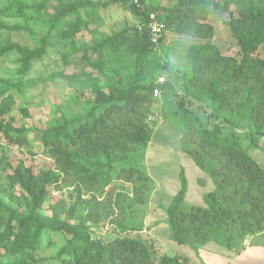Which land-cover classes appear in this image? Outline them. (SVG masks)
Instances as JSON below:
<instances>
[{
	"label": "trees",
	"instance_id": "16d2710c",
	"mask_svg": "<svg viewBox=\"0 0 264 264\" xmlns=\"http://www.w3.org/2000/svg\"><path fill=\"white\" fill-rule=\"evenodd\" d=\"M150 1L10 0L5 11L16 16L33 13L44 32L37 35L26 25H7L0 19V30L24 32L34 42L31 48L10 41L0 46V59L13 54L17 64L16 78L0 81V137L21 148L30 145L28 134L36 132L53 167L33 176L22 165L13 169L5 163L11 172L6 185L17 187L23 202L15 208L0 197V258L36 250L47 230L68 237L57 254L60 264H180L179 258L157 253L155 242L141 234V224H129L143 216L153 191L138 157L153 133L146 120L157 101L155 88L162 97L172 96L160 105V118L180 122L187 156L215 180V190L203 196L205 207L184 210L187 187L180 174L181 187L165 208L169 240L195 251L211 241L232 249L264 231V169L248 154L250 148L264 149V57L257 55L259 50L264 54V0H164L172 5L147 6ZM117 4L138 25L101 38L100 44L77 46L75 35L99 19L100 9ZM217 11L228 15L224 24L236 41L237 57L224 56L210 42L165 43L167 33L211 40L214 29L208 17ZM151 14L163 25L156 43L148 29ZM61 45L68 46V52L63 53ZM51 54H59L64 66L77 55L98 74L82 70L47 76L66 81L76 91H89L84 110L61 116L45 129L15 127L11 118L4 123L15 95L24 97L42 80L31 76L33 64ZM127 68L134 72L128 84L102 89L105 71L119 74ZM157 72L165 77L161 85L154 82ZM21 111L29 116L28 108ZM224 127L231 132L223 133ZM238 129L249 138L245 149ZM133 157L137 164L131 163ZM62 182L73 187L75 199L51 207L53 216L43 218L40 210L48 188L60 189ZM29 259L20 257L11 264L35 263Z\"/></svg>",
	"mask_w": 264,
	"mask_h": 264
},
{
	"label": "rangeland",
	"instance_id": "374dc122",
	"mask_svg": "<svg viewBox=\"0 0 264 264\" xmlns=\"http://www.w3.org/2000/svg\"><path fill=\"white\" fill-rule=\"evenodd\" d=\"M27 2H37V0H25ZM94 2H106L108 0H93ZM10 0H0V19L7 25H26L35 34H43L44 30L41 27L36 15L33 13H26L24 16H16L11 12L5 11L9 5ZM147 6H170L172 3L159 0L150 1L146 3ZM99 19L96 21H90L86 30H81L75 35L77 46H93L100 44L101 38L114 36L117 33L131 27L137 26V19L132 16L123 6L113 5L106 9H100L98 11ZM228 20V15L222 11L211 12L208 17V22L214 29V37L211 40L204 41L199 39H191L186 36L177 35L173 33H167L165 35V43L169 42H184L188 44H204L212 43L224 56L237 57L238 47L236 41L232 37L230 31L224 24ZM6 41L17 43L23 47L31 48L34 45L32 39L24 32H8L0 30V46L5 44ZM61 51L63 53L68 52V46L61 45ZM257 55L261 58L264 57L263 51L259 50ZM73 60L71 64L64 66L60 60L59 54H51L48 58L42 62L35 63L32 66L31 76L41 77L42 80L37 85L28 89L24 97L15 95V104L8 115H4L2 121L8 122L13 119V126L45 129L51 128L55 125L56 120L65 115L81 113L84 110V100L91 98L90 92L87 90L76 91L73 87L68 85L66 81L60 78H54L47 80V76L55 72L63 71L66 75H72L79 73L82 70L90 72L94 76L98 74L92 71L86 62L79 60V57H71ZM15 55L10 54L7 57L0 59V81H9L16 78L17 64L15 63ZM115 76H122L132 78L134 76L133 70L130 68L122 69L119 74H113L111 71H105V76L102 77L100 86L107 92L108 88L119 87L128 84L129 79H124L123 82H119ZM154 78V82H157L159 78H165L163 74L157 72ZM171 95L165 94L163 97L157 98V101L152 106V116H159L160 105L165 99H171ZM28 108L29 116L23 115L21 109ZM160 117V116H159ZM161 119V118H160ZM161 124L151 125L147 122L148 127L153 132L157 125V131H154L150 140V147L146 153L145 159L142 158V153L139 152L138 159L140 160V166L143 167L145 174L149 175L153 181L155 192L151 195L149 207L146 206L143 216L136 221L131 220V225L143 224V220L147 216L148 208H157L155 218H160L162 214H165V208L172 201L174 195L179 191L181 187L180 174L183 173L186 180L187 192L183 201V209L187 210L191 206L205 207L203 196L211 191L215 190V180L209 172L199 169L192 163V160L186 154V148L188 147L181 141L182 127L178 120L168 119ZM236 135L240 138V145L242 148H247L249 144V138L245 137L241 132L235 130ZM222 132L229 134L231 130L228 127L222 128ZM29 146L24 147H12L0 137V185L2 186V192L0 197L4 202L12 204L13 207L22 206V196L19 189L15 186H7L8 180L6 179L8 174H11L10 169L6 166V162L9 163L11 168H17L22 165L31 171L33 176H38L42 171L48 170L53 167V162L50 158L43 153L42 147L39 145V138L36 132L28 134ZM264 143V139L261 140V144ZM143 152V151H142ZM248 154L252 159L264 169V149H248ZM131 163H136L135 158L131 159ZM196 168V169H195ZM66 182H62L60 189L55 187H49V194L46 201L42 204L40 214L43 218H51L53 211L51 207L65 202L66 204L72 203V200L76 197V192L73 187L66 185ZM117 187H121L122 184L113 183ZM123 188H129V186H123ZM107 189V188H106ZM105 189V191H106ZM99 197V194L96 193ZM82 198L87 196L82 194ZM101 199V198H100ZM148 207V208H147ZM162 212V214H161ZM153 217V216H152ZM76 221H72V225H76ZM166 224V223H165ZM87 226L89 223L86 224ZM167 225V224H166ZM108 226H105L104 232ZM166 230V231H165ZM163 236H169L168 226L166 229L160 230ZM224 234H221L223 236ZM224 237V236H223ZM68 237L62 233H54L50 231H43L39 237L36 250L32 252H24L16 255H5L0 258L1 264H11L17 261L20 257L31 262L30 256L34 258V264H60L58 258V252L65 245ZM164 238V237H163ZM172 248H177V245L172 243ZM209 246H215L217 250H223L225 247L223 243L211 241ZM213 244V245H212ZM161 253L171 255L172 250L167 244L163 243ZM187 250L194 252L192 247L185 246ZM196 248V253H197ZM63 258V257H62ZM221 262V259H216L215 264ZM199 264H205L200 259Z\"/></svg>",
	"mask_w": 264,
	"mask_h": 264
},
{
	"label": "crops",
	"instance_id": "0c3cea01",
	"mask_svg": "<svg viewBox=\"0 0 264 264\" xmlns=\"http://www.w3.org/2000/svg\"><path fill=\"white\" fill-rule=\"evenodd\" d=\"M159 124H161V122H159L157 125ZM157 125L155 126L156 128L154 129V131H157ZM149 147L150 142L142 152L143 159H145ZM154 192L155 188L153 186V191L150 194L147 204L148 207L151 202V195H153ZM156 211L157 208L155 209L153 208V206L152 208L147 209V216L143 220V224H141V234L147 235L149 239L155 242L157 253L161 256L179 258L178 261L180 264H199L200 259H202L205 264H215L216 259H221V262H219L218 264H264V231L262 233L244 238L237 247H234L232 249L224 247L223 250H217L215 246H209L210 242L203 246H198L197 253L196 251H189L185 248V246H180L177 244V248L174 249L172 248L169 236H163V238L160 231L162 230V228L166 229L167 227V225L165 224V214L163 215L161 212L162 215L159 216L160 218L156 219L155 215H158L156 214ZM163 243L167 244V246L171 248V255L161 253Z\"/></svg>",
	"mask_w": 264,
	"mask_h": 264
},
{
	"label": "built area",
	"instance_id": "2783aa9c",
	"mask_svg": "<svg viewBox=\"0 0 264 264\" xmlns=\"http://www.w3.org/2000/svg\"><path fill=\"white\" fill-rule=\"evenodd\" d=\"M148 29L150 30V34L152 36V43H156L157 39L159 38L161 32L163 31V25L162 23H160L159 21H157L156 17L151 14L149 16V23H148ZM165 82L164 78H159L156 82V85H161ZM161 89L159 88H155L153 90L152 96L153 98L157 99L161 96ZM161 121L159 116H152L149 115L146 122H148L149 124L153 125L154 123L158 124Z\"/></svg>",
	"mask_w": 264,
	"mask_h": 264
}]
</instances>
